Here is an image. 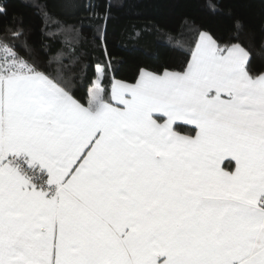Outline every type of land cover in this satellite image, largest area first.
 Returning <instances> with one entry per match:
<instances>
[{
	"label": "snow or ice",
	"instance_id": "snow-or-ice-1",
	"mask_svg": "<svg viewBox=\"0 0 264 264\" xmlns=\"http://www.w3.org/2000/svg\"><path fill=\"white\" fill-rule=\"evenodd\" d=\"M243 28L198 29L180 70L133 82L111 61L89 74L58 31L3 30L0 264H264V43Z\"/></svg>",
	"mask_w": 264,
	"mask_h": 264
},
{
	"label": "trees",
	"instance_id": "trees-1",
	"mask_svg": "<svg viewBox=\"0 0 264 264\" xmlns=\"http://www.w3.org/2000/svg\"><path fill=\"white\" fill-rule=\"evenodd\" d=\"M8 16L0 17V34L21 18L25 36L21 43H48L49 30L58 31L54 47L64 42L88 67L111 61L116 79L133 82L142 68L161 72L180 70L194 47L197 30L217 35L232 33L233 20L244 25L241 39L254 47L264 43V4L261 0H224L217 15H210L206 0H48L52 17L59 22L46 29L27 0H0ZM97 5L96 14L85 9ZM109 19H103L105 10ZM103 34L105 39L98 37ZM105 48L107 55H105Z\"/></svg>",
	"mask_w": 264,
	"mask_h": 264
},
{
	"label": "crops",
	"instance_id": "crops-1",
	"mask_svg": "<svg viewBox=\"0 0 264 264\" xmlns=\"http://www.w3.org/2000/svg\"><path fill=\"white\" fill-rule=\"evenodd\" d=\"M124 81V80H123ZM127 82V81H126ZM225 164L227 163V161L224 162Z\"/></svg>",
	"mask_w": 264,
	"mask_h": 264
}]
</instances>
